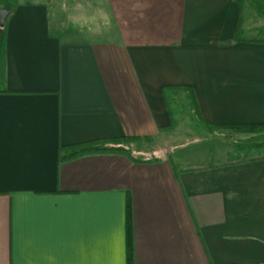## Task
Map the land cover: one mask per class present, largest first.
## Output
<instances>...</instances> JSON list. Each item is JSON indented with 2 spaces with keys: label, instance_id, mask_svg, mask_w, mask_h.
I'll return each instance as SVG.
<instances>
[{
  "label": "crops",
  "instance_id": "1",
  "mask_svg": "<svg viewBox=\"0 0 264 264\" xmlns=\"http://www.w3.org/2000/svg\"><path fill=\"white\" fill-rule=\"evenodd\" d=\"M253 14L251 0L15 5L0 51V264H126L127 200L133 264H264V144L188 139L171 104L189 95L204 128L264 126ZM120 136L155 159L57 163L59 145Z\"/></svg>",
  "mask_w": 264,
  "mask_h": 264
},
{
  "label": "trees",
  "instance_id": "2",
  "mask_svg": "<svg viewBox=\"0 0 264 264\" xmlns=\"http://www.w3.org/2000/svg\"><path fill=\"white\" fill-rule=\"evenodd\" d=\"M192 104L194 105L192 99ZM211 129H221L224 127H210ZM233 129L264 130V126H237L229 127ZM138 140L137 137L120 136L114 138H101L81 142L69 146H58L57 163L66 162L78 157L94 154H118L129 158L132 161L142 162L155 159L153 155L134 156L130 144ZM132 221L129 201L125 210V244H126V264H133V243H132Z\"/></svg>",
  "mask_w": 264,
  "mask_h": 264
},
{
  "label": "rangeland",
  "instance_id": "3",
  "mask_svg": "<svg viewBox=\"0 0 264 264\" xmlns=\"http://www.w3.org/2000/svg\"><path fill=\"white\" fill-rule=\"evenodd\" d=\"M25 0H0V9H6L11 11L15 5L21 3ZM72 3H79L78 0H71ZM251 7L254 10L255 16H251V19L257 18V16L264 17V0H251ZM82 20V21H81ZM78 21L79 24H90L92 25L93 21L90 20H83L81 19ZM97 22V21H96ZM97 25V24H96ZM5 24L0 26V51H1V41L3 36ZM82 32V31H81ZM175 99L173 101L172 107L175 108L177 111V115L175 118L176 126L178 124L179 131H185L187 138L193 135V131H196V137H204L207 134H215V133H228L233 134L234 136H243L246 138L245 141H261V144H264V130H248V129H233L229 127H224L221 129H211L212 126L201 127L199 123H197L196 118L194 117V110L192 109V103L190 96L182 92H175ZM187 98V99H186ZM193 121V122H192ZM192 122V123H191ZM174 128V125L172 126ZM190 139V138H188ZM263 142V143H262ZM135 146L141 148L142 145H139L138 142L135 143Z\"/></svg>",
  "mask_w": 264,
  "mask_h": 264
},
{
  "label": "water",
  "instance_id": "4",
  "mask_svg": "<svg viewBox=\"0 0 264 264\" xmlns=\"http://www.w3.org/2000/svg\"><path fill=\"white\" fill-rule=\"evenodd\" d=\"M10 11L6 9H0V26L5 24L6 18L8 17Z\"/></svg>",
  "mask_w": 264,
  "mask_h": 264
}]
</instances>
